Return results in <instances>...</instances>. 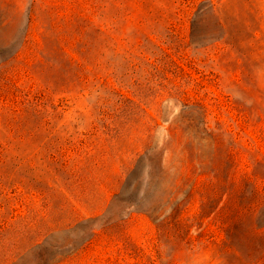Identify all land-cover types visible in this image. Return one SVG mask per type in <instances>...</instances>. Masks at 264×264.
<instances>
[{
    "label": "rangeland",
    "instance_id": "rangeland-1",
    "mask_svg": "<svg viewBox=\"0 0 264 264\" xmlns=\"http://www.w3.org/2000/svg\"><path fill=\"white\" fill-rule=\"evenodd\" d=\"M0 264H264V0H0Z\"/></svg>",
    "mask_w": 264,
    "mask_h": 264
}]
</instances>
